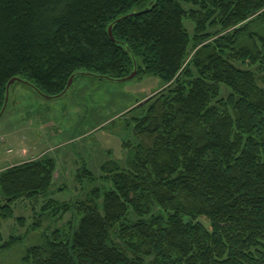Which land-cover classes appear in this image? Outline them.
Instances as JSON below:
<instances>
[{
	"label": "trees",
	"instance_id": "obj_1",
	"mask_svg": "<svg viewBox=\"0 0 264 264\" xmlns=\"http://www.w3.org/2000/svg\"><path fill=\"white\" fill-rule=\"evenodd\" d=\"M132 58L160 87L134 107L125 166H101L102 188L52 198L47 155L0 172V223L22 200H44L28 230L70 213L21 264H264V0H0V110L14 77L56 95L75 72L126 77ZM23 240L0 233V251Z\"/></svg>",
	"mask_w": 264,
	"mask_h": 264
},
{
	"label": "rangeland",
	"instance_id": "obj_2",
	"mask_svg": "<svg viewBox=\"0 0 264 264\" xmlns=\"http://www.w3.org/2000/svg\"><path fill=\"white\" fill-rule=\"evenodd\" d=\"M184 23L191 31L192 24ZM17 83L0 116V132L5 135L0 144V172L16 163L52 156L57 170L51 197L67 202L82 200L92 187L102 188L101 166L112 162L125 166L129 152L122 143L133 141L131 119L138 115L134 107L160 87V80L151 76L125 82L82 76L73 81L65 95L44 98L28 85ZM83 167L91 171L94 180L77 181L76 174ZM43 203V198L34 204L18 201L14 219L1 221L3 241L10 235H22L24 240L0 251V264H21L26 247L41 245L55 228H67L70 213L56 222L44 218L39 230H28L32 205L38 210ZM19 216L26 218L24 226L15 220Z\"/></svg>",
	"mask_w": 264,
	"mask_h": 264
},
{
	"label": "water",
	"instance_id": "obj_3",
	"mask_svg": "<svg viewBox=\"0 0 264 264\" xmlns=\"http://www.w3.org/2000/svg\"><path fill=\"white\" fill-rule=\"evenodd\" d=\"M153 1H154V0H152V2H153ZM148 7H149V5H148L145 9H143V10H141V11L133 10V11H131L130 13H128V14H126V15L119 16L118 18H116L113 22H111V23L109 24V26H108V28H107V35H108V37H109L112 41L115 42V40H114V38H113V35H112V29H113V27H114L116 24H118L119 22L125 20V19L128 18V17L137 16V15H140V14H142V13H145ZM132 60H133V64H134V66H133V70H132V72H131L128 76L123 77V78L114 79V78H109V77H107V76H100V75H96V74H92V73H87V72H83V71H81V72H75V73H73V74L69 77V79H68V81H67V84H66L64 90H63L62 92H60L59 94H56V95H45V94H43L42 92H40L37 88H35L32 84H30V83L24 81L22 78H20V77H14V78L10 79V80L8 81L7 85H6L5 98H4L3 106H2V108H1V110H0V116H2V114H3V113L5 112V110H6V107H7V104H8L9 89H10V86H11L13 83H15V82H20V83H24V84L28 85L29 87H31V89H32L34 92H36L38 95H40V96H42V97H44V98L61 97V96H63V95L66 94V92H67V91L69 90V88L71 87V85H72L74 79L77 78V77H79V76H90V77H94V78L106 79V80L118 81V82H125V81H128V80L133 79V78L136 76V74H137V66H136V63H135L134 58H132ZM140 105H142V103L138 104V106H140Z\"/></svg>",
	"mask_w": 264,
	"mask_h": 264
},
{
	"label": "built area",
	"instance_id": "obj_4",
	"mask_svg": "<svg viewBox=\"0 0 264 264\" xmlns=\"http://www.w3.org/2000/svg\"><path fill=\"white\" fill-rule=\"evenodd\" d=\"M3 141H4V137L0 134V143L3 142Z\"/></svg>",
	"mask_w": 264,
	"mask_h": 264
},
{
	"label": "bare ground",
	"instance_id": "obj_5",
	"mask_svg": "<svg viewBox=\"0 0 264 264\" xmlns=\"http://www.w3.org/2000/svg\"><path fill=\"white\" fill-rule=\"evenodd\" d=\"M146 13V12H145Z\"/></svg>",
	"mask_w": 264,
	"mask_h": 264
}]
</instances>
